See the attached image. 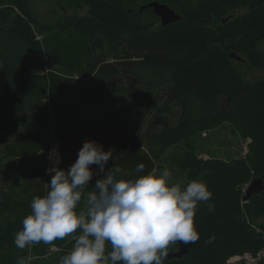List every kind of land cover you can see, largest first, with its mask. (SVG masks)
Here are the masks:
<instances>
[{"label":"trees","instance_id":"16d2710c","mask_svg":"<svg viewBox=\"0 0 264 264\" xmlns=\"http://www.w3.org/2000/svg\"><path fill=\"white\" fill-rule=\"evenodd\" d=\"M81 1L89 8L86 16L52 10L49 21L33 0H0V212H21L0 236V264H21L29 253L39 257L33 264L49 255L51 264H59L72 249L79 230L53 241L54 253L43 242L19 249L14 239L32 199L48 191L49 170H67L85 140L114 149L107 167L115 163L129 173L138 163L145 173L159 168L172 148L186 145L181 167L192 180L205 181L212 196L198 205V239L190 253L163 264H223L234 255H257L264 250V222H257L264 192L246 203L243 197L248 183L264 177V75L244 83L220 50V37L193 22L156 25L115 1ZM242 28L235 50L264 65V10L250 12ZM81 32L84 43L73 39ZM111 95L124 99L117 120L106 126L90 119L81 126L74 103ZM226 122L249 139L246 156L196 160L189 139ZM139 139L144 151L136 147ZM84 203L82 198L78 210ZM177 251L179 241L168 253Z\"/></svg>","mask_w":264,"mask_h":264},{"label":"clouds","instance_id":"9594fccd","mask_svg":"<svg viewBox=\"0 0 264 264\" xmlns=\"http://www.w3.org/2000/svg\"><path fill=\"white\" fill-rule=\"evenodd\" d=\"M113 152L85 140L67 170L50 169L54 174L46 183L48 191L32 199L15 246L24 249L43 242L55 248L53 241L79 230L59 264H163L170 245L195 242L198 205L212 196L207 183L194 179L182 184L167 168L145 173L143 163L132 173L115 163L107 167L115 159ZM94 175L100 176L94 191L84 195ZM82 198L84 207L78 210Z\"/></svg>","mask_w":264,"mask_h":264},{"label":"rangeland","instance_id":"374dc122","mask_svg":"<svg viewBox=\"0 0 264 264\" xmlns=\"http://www.w3.org/2000/svg\"><path fill=\"white\" fill-rule=\"evenodd\" d=\"M118 2L126 11L134 14H142L150 18L157 25H161V19L153 12L152 9H141L152 2H159L174 9L177 14L181 15V23L193 22L194 24L214 31L219 37V48L222 52L230 56L233 70L240 76L244 83L254 84L261 81L264 75V65L261 63H252L248 60L247 55L237 52L235 46L243 34V19L252 11L264 10L262 0H109ZM38 14L46 16L47 20H54L52 10L64 16H86L89 8L81 0H33ZM232 16L227 22L225 18ZM80 36V38H79ZM41 39L42 37L39 36ZM82 38V39H81ZM72 39V37L70 38ZM75 40L86 41V36L82 32L73 37ZM264 51V44L262 45ZM124 99L118 95H111L106 99L74 103L73 110L76 117L84 126L90 119H96L103 125H111L117 120L118 109L123 105ZM226 105V98L221 102V106ZM137 122V121H136ZM134 122L133 128H139ZM132 133L130 130L126 133L128 137ZM193 147L196 160L222 159L230 161L239 157H245L248 153V142L241 133L239 127L231 122H226L219 127L203 130L196 133L189 139ZM136 147L144 151L146 149L143 142L139 139L136 141ZM187 147L182 143L179 147L172 148L164 157L163 162L158 169H169L173 173L175 181L186 184L192 180L187 176L181 167L180 161L185 156ZM1 150V142H0ZM52 175L54 173H51ZM251 183V182H250ZM248 183L244 188L246 194ZM21 212L13 208L7 212H0V236L4 234L10 223H15L20 218ZM257 222H264V213L258 218ZM57 248L51 249L54 253ZM261 252V251H260ZM264 252V250H262ZM50 256V255H49ZM45 256L39 259L41 264L53 263V258ZM39 257L29 253L24 264H33ZM237 258V259H235ZM235 259V260H234ZM257 259V260H256ZM257 255H253L250 264H264V256L258 260ZM248 259L244 255H234L225 260L223 264H247Z\"/></svg>","mask_w":264,"mask_h":264},{"label":"water","instance_id":"95a60500","mask_svg":"<svg viewBox=\"0 0 264 264\" xmlns=\"http://www.w3.org/2000/svg\"><path fill=\"white\" fill-rule=\"evenodd\" d=\"M147 8L152 9L153 12L161 19L162 26L176 23L182 19V16L177 14L174 9L159 2H152L143 7L141 11ZM231 17L232 16L225 18L223 22H227ZM262 192H264V177H256L251 181L249 187L247 188L246 194L243 197V202H248L254 195H260ZM191 247L192 242L184 244L179 241V251L169 253L165 260L182 259L190 253Z\"/></svg>","mask_w":264,"mask_h":264},{"label":"built area","instance_id":"2783aa9c","mask_svg":"<svg viewBox=\"0 0 264 264\" xmlns=\"http://www.w3.org/2000/svg\"><path fill=\"white\" fill-rule=\"evenodd\" d=\"M264 256V252H259L258 254H257V257H259V259L258 260H260L262 257ZM244 258H246V259H248V262H247V264H250V260L251 259H253V254H250V253H247V254H244ZM235 259H237V258H235ZM234 259V260H235ZM257 260V259H256Z\"/></svg>","mask_w":264,"mask_h":264}]
</instances>
